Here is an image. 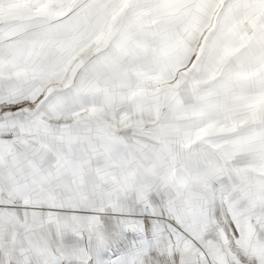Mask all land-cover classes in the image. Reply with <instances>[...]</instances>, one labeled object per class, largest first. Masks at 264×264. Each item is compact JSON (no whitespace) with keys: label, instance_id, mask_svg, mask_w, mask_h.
<instances>
[{"label":"snow or ice","instance_id":"snow-or-ice-1","mask_svg":"<svg viewBox=\"0 0 264 264\" xmlns=\"http://www.w3.org/2000/svg\"><path fill=\"white\" fill-rule=\"evenodd\" d=\"M0 264H264V0H0Z\"/></svg>","mask_w":264,"mask_h":264}]
</instances>
